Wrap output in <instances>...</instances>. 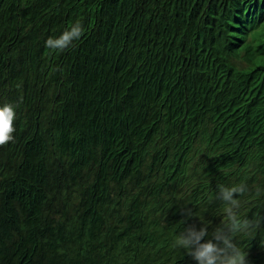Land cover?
<instances>
[{
	"label": "trees",
	"instance_id": "obj_1",
	"mask_svg": "<svg viewBox=\"0 0 264 264\" xmlns=\"http://www.w3.org/2000/svg\"><path fill=\"white\" fill-rule=\"evenodd\" d=\"M5 104L0 264H196L177 236L240 183L264 264V0H0Z\"/></svg>",
	"mask_w": 264,
	"mask_h": 264
},
{
	"label": "clouds",
	"instance_id": "obj_2",
	"mask_svg": "<svg viewBox=\"0 0 264 264\" xmlns=\"http://www.w3.org/2000/svg\"><path fill=\"white\" fill-rule=\"evenodd\" d=\"M83 35L80 24L74 25L70 30L64 31L58 38H49L46 47L63 52L74 40H79ZM16 112L11 104L0 106V147L14 140V121ZM216 199L223 203L227 223L217 226L209 233L206 226L197 229L195 225H189L179 233L174 247L186 250L187 254L196 264H248L247 253L241 251L234 237L238 233L247 234L259 227V222L247 218H241L240 209L242 201L238 197L250 194V188L246 183H240L232 187L218 185ZM257 189V194H259ZM182 215L192 217L191 209H182ZM209 239L205 241L206 237Z\"/></svg>",
	"mask_w": 264,
	"mask_h": 264
}]
</instances>
